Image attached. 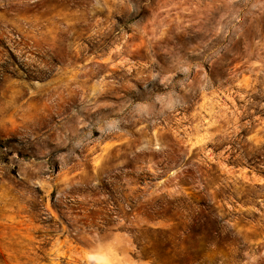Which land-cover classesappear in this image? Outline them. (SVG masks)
Returning <instances> with one entry per match:
<instances>
[{"label": "rangeland", "instance_id": "rangeland-1", "mask_svg": "<svg viewBox=\"0 0 264 264\" xmlns=\"http://www.w3.org/2000/svg\"><path fill=\"white\" fill-rule=\"evenodd\" d=\"M90 251L264 264V0H0V264Z\"/></svg>", "mask_w": 264, "mask_h": 264}, {"label": "clouds", "instance_id": "clouds-1", "mask_svg": "<svg viewBox=\"0 0 264 264\" xmlns=\"http://www.w3.org/2000/svg\"><path fill=\"white\" fill-rule=\"evenodd\" d=\"M85 264H121V262L113 255L90 251L86 256Z\"/></svg>", "mask_w": 264, "mask_h": 264}, {"label": "bare ground", "instance_id": "bare-ground-1", "mask_svg": "<svg viewBox=\"0 0 264 264\" xmlns=\"http://www.w3.org/2000/svg\"><path fill=\"white\" fill-rule=\"evenodd\" d=\"M136 70H137V69H136ZM58 101H59V100H58ZM57 103H58V102H57ZM107 133H108V132H107ZM109 133H110V132H109ZM105 134H106V133H105ZM110 134H111V133H110ZM113 134H114V132H113ZM102 135H103V133H102ZM106 135H108V134H106ZM106 135H105V136H106Z\"/></svg>", "mask_w": 264, "mask_h": 264}]
</instances>
